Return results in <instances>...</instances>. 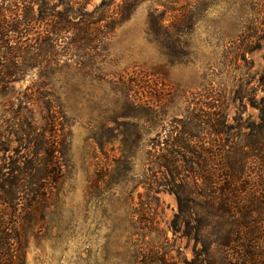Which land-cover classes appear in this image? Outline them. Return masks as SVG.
I'll return each mask as SVG.
<instances>
[{"label":"rangeland","instance_id":"obj_1","mask_svg":"<svg viewBox=\"0 0 264 264\" xmlns=\"http://www.w3.org/2000/svg\"><path fill=\"white\" fill-rule=\"evenodd\" d=\"M170 1H135L95 55L81 56L65 40L69 54L56 51L0 89V184L16 170L24 178L20 198L32 191L28 163L40 159L39 135L51 131L46 103L61 105L57 128L67 136L49 208L25 232L26 264H139V256L154 260L151 252L167 264L192 259V241L169 230L177 213L172 184L191 177L171 144L190 140L202 192L200 158L215 176V156L242 149L260 123L264 0ZM99 2L90 0L86 11ZM179 5L192 13L184 24L171 25L166 13L163 25H148L150 13ZM7 199L0 190V204ZM197 248L198 264H214Z\"/></svg>","mask_w":264,"mask_h":264},{"label":"trees","instance_id":"obj_2","mask_svg":"<svg viewBox=\"0 0 264 264\" xmlns=\"http://www.w3.org/2000/svg\"><path fill=\"white\" fill-rule=\"evenodd\" d=\"M89 1L58 0L49 5L46 0H0V89L20 81L25 71L39 66L40 62L48 64L58 50L69 54L73 49L81 56L95 55L97 43L127 20L134 11V2L141 0H100L88 12ZM176 1L179 0H171L169 4ZM166 13L175 26L184 24L192 14L184 5L170 6L164 12L150 13L148 25H163ZM261 32L264 33V28ZM65 40L68 43L64 44H70L71 50L60 43ZM45 111L43 120L51 131L49 136H45L46 129L39 135L40 159L34 165L28 163L33 171L32 191L20 198L24 178L16 170L9 171L6 185L0 184V190L8 196L0 204V264H26L25 232L35 229L37 224L34 228L32 225L36 213L49 208L51 195L62 175L58 155L67 137L57 128L63 118L62 107L59 103L56 107L46 103ZM259 112L260 123L250 126L242 149L236 148L231 156H215L221 162L215 176L207 172L209 159L200 158L201 169L206 174L202 192L197 190L192 176L190 166L194 165L196 152L189 145L190 140L185 138L171 144L172 155L179 149L183 151V170L191 176L172 184L171 190L177 213L170 221L169 230L193 243L192 259L185 264H198V246L214 264H264V101ZM206 229L208 232L202 234ZM151 256L154 260L146 261L139 256V264H167L155 252Z\"/></svg>","mask_w":264,"mask_h":264}]
</instances>
